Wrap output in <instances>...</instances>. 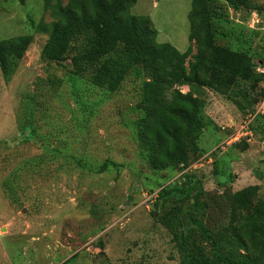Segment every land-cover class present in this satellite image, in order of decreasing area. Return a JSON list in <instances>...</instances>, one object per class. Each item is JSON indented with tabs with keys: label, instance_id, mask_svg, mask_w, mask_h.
<instances>
[{
	"label": "rangeland",
	"instance_id": "rangeland-1",
	"mask_svg": "<svg viewBox=\"0 0 264 264\" xmlns=\"http://www.w3.org/2000/svg\"><path fill=\"white\" fill-rule=\"evenodd\" d=\"M191 1L137 0L131 13L150 16L158 42L180 51L192 44L195 52L188 39ZM250 6L220 4L217 30L233 33L218 36L217 43L247 50L258 68L264 58V0H250ZM53 20L42 0H0V39L33 35L11 80L0 72V143L9 142L8 148L0 144V264H180L171 233L152 213L163 186L181 187L197 178L209 198L246 186L264 198V91L257 103L240 109L206 89L204 114L213 124L198 140L204 151L185 168L151 170L137 154L130 124L140 81L128 76L109 93L88 82L87 67L80 76L69 59L62 65L42 60ZM85 38L82 31L72 35L67 58ZM249 94L257 96L250 89ZM248 120L249 134L240 137L237 130ZM73 158L121 165L93 173ZM25 161L31 174L21 170ZM226 171L228 179L219 183L214 173ZM15 173H22L16 181ZM5 184L14 186L12 198Z\"/></svg>",
	"mask_w": 264,
	"mask_h": 264
},
{
	"label": "trees",
	"instance_id": "trees-1",
	"mask_svg": "<svg viewBox=\"0 0 264 264\" xmlns=\"http://www.w3.org/2000/svg\"><path fill=\"white\" fill-rule=\"evenodd\" d=\"M42 1L54 17L40 51L42 60L62 65L69 59L72 71L80 76L87 67L88 82L109 93L119 90L128 76L140 81L130 124L137 154L151 170L185 168L204 151L198 140L213 124L204 114L206 89L228 97L240 109L261 99L264 88L256 85L264 84V71L257 70L250 53L217 43L218 36L233 33L217 30L220 4L238 10L251 7L250 0H192L188 39L195 43V52L192 44L180 51L169 42H158L150 16L131 13L137 0ZM81 31L86 32L84 45L67 58L72 35ZM32 41L29 33L0 39L4 81L11 80ZM258 61L263 67L264 58ZM180 86L188 90L183 92ZM248 88L257 93L254 99ZM0 144L8 148L9 142ZM73 159L93 173L121 165L111 159L90 165ZM30 164L25 161L21 170L31 174ZM214 174L219 183L229 177L228 171ZM15 176L16 181L20 176ZM201 186L197 178L181 187L163 186L152 210L171 233L180 264H264V198L253 186L225 188L209 198ZM4 190L13 197L12 184H5ZM202 195L207 200H201Z\"/></svg>",
	"mask_w": 264,
	"mask_h": 264
},
{
	"label": "built area",
	"instance_id": "built-area-1",
	"mask_svg": "<svg viewBox=\"0 0 264 264\" xmlns=\"http://www.w3.org/2000/svg\"><path fill=\"white\" fill-rule=\"evenodd\" d=\"M257 70L260 71V72H263V71H264V66H263V67H262V66H259V67L257 68ZM239 128H240V129L237 130V134H238V135L241 134L240 137L244 136L243 133L245 134V136L248 135V134H249L248 129H250V120L244 122L243 125H242V126L240 125Z\"/></svg>",
	"mask_w": 264,
	"mask_h": 264
}]
</instances>
